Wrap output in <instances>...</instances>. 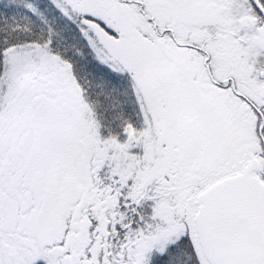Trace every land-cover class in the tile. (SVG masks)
Here are the masks:
<instances>
[{
	"label": "snow or ice",
	"instance_id": "6c2138e0",
	"mask_svg": "<svg viewBox=\"0 0 264 264\" xmlns=\"http://www.w3.org/2000/svg\"><path fill=\"white\" fill-rule=\"evenodd\" d=\"M0 264H264V0H0Z\"/></svg>",
	"mask_w": 264,
	"mask_h": 264
}]
</instances>
